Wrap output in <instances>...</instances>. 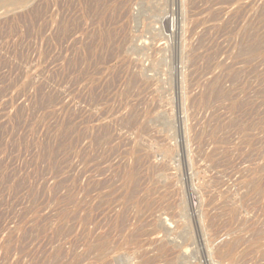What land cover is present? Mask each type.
I'll return each instance as SVG.
<instances>
[{
	"label": "rangeland",
	"instance_id": "rangeland-1",
	"mask_svg": "<svg viewBox=\"0 0 264 264\" xmlns=\"http://www.w3.org/2000/svg\"><path fill=\"white\" fill-rule=\"evenodd\" d=\"M54 263L264 264V0H0V264Z\"/></svg>",
	"mask_w": 264,
	"mask_h": 264
},
{
	"label": "bare ground",
	"instance_id": "bare-ground-1",
	"mask_svg": "<svg viewBox=\"0 0 264 264\" xmlns=\"http://www.w3.org/2000/svg\"><path fill=\"white\" fill-rule=\"evenodd\" d=\"M13 2H17V0H11ZM145 11V10H144ZM97 18V17H96ZM155 22V21H154ZM141 27V26H140ZM161 31V30H160ZM163 33V32H162ZM161 33V34H162ZM146 38V37H145ZM256 45V44H255ZM253 47V46H252ZM251 48V46H250ZM249 49V48H248ZM220 91V90H219ZM38 97V96H37ZM74 131V130H73ZM156 169V168H155ZM137 183H139L137 181ZM137 186V185H136ZM92 190V188H91ZM186 232V231H185ZM258 234V232H257ZM262 234V233H261ZM199 236V235H198ZM238 238V237H237ZM241 238H238V239H235V240H230V241H227V242H224V250H225V254L228 255V256H231L232 259H234V253H235V250L237 248V244L240 242ZM252 240V239H251ZM107 242V241H106ZM197 244V243H196ZM245 244V243H244ZM181 245V244H180ZM256 246V244H255ZM223 246H221L220 248H222ZM96 248V247H95ZM186 249V248H185ZM199 249V248H198ZM195 252V251H194ZM221 253V252H220ZM191 256V255H190ZM86 259V258H85ZM84 259V260H85ZM229 259V258H228ZM262 261V260H261ZM57 263V262H56ZM129 263V262H128ZM55 264V263H54ZM145 264V263H144Z\"/></svg>",
	"mask_w": 264,
	"mask_h": 264
}]
</instances>
